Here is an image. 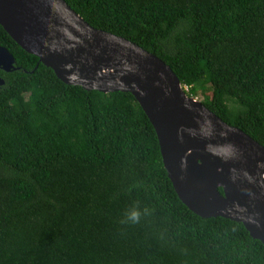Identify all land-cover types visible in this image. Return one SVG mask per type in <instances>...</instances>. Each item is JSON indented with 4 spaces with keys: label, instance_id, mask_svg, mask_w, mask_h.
<instances>
[{
    "label": "trees",
    "instance_id": "obj_1",
    "mask_svg": "<svg viewBox=\"0 0 264 264\" xmlns=\"http://www.w3.org/2000/svg\"><path fill=\"white\" fill-rule=\"evenodd\" d=\"M66 2L264 145V0ZM0 45L16 66L0 68V264H264L241 221L178 197L132 93L64 82L1 24Z\"/></svg>",
    "mask_w": 264,
    "mask_h": 264
},
{
    "label": "water",
    "instance_id": "obj_2",
    "mask_svg": "<svg viewBox=\"0 0 264 264\" xmlns=\"http://www.w3.org/2000/svg\"><path fill=\"white\" fill-rule=\"evenodd\" d=\"M0 24L64 82L132 93L182 202L203 217L241 221L264 243V145L187 94L167 62L91 25L66 0H0ZM14 61L0 45V68Z\"/></svg>",
    "mask_w": 264,
    "mask_h": 264
},
{
    "label": "clouds",
    "instance_id": "obj_3",
    "mask_svg": "<svg viewBox=\"0 0 264 264\" xmlns=\"http://www.w3.org/2000/svg\"><path fill=\"white\" fill-rule=\"evenodd\" d=\"M145 211H147V209H145ZM140 217H141V212L138 208L133 209L129 216L128 219L132 222V223H139L140 221Z\"/></svg>",
    "mask_w": 264,
    "mask_h": 264
},
{
    "label": "rangeland",
    "instance_id": "obj_4",
    "mask_svg": "<svg viewBox=\"0 0 264 264\" xmlns=\"http://www.w3.org/2000/svg\"><path fill=\"white\" fill-rule=\"evenodd\" d=\"M181 83V82H180ZM181 85V87H182V89H184L185 91H186V89H187V85H184V84H180ZM186 93H187V91H186ZM207 93H209L210 94V91H207ZM195 97L197 98V99H202V97H203V95L201 94V93H198L197 95H195Z\"/></svg>",
    "mask_w": 264,
    "mask_h": 264
}]
</instances>
